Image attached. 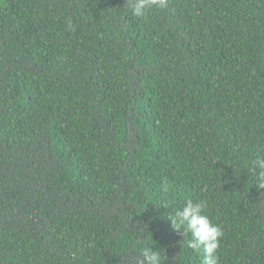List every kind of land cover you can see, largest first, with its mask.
<instances>
[{
	"label": "trees",
	"instance_id": "trees-1",
	"mask_svg": "<svg viewBox=\"0 0 264 264\" xmlns=\"http://www.w3.org/2000/svg\"><path fill=\"white\" fill-rule=\"evenodd\" d=\"M0 264H264V0H0Z\"/></svg>",
	"mask_w": 264,
	"mask_h": 264
}]
</instances>
